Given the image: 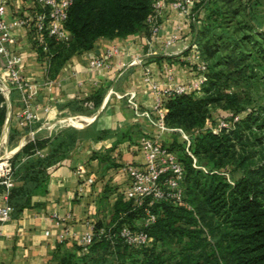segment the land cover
I'll use <instances>...</instances> for the list:
<instances>
[{"label": "crops", "instance_id": "crops-1", "mask_svg": "<svg viewBox=\"0 0 264 264\" xmlns=\"http://www.w3.org/2000/svg\"><path fill=\"white\" fill-rule=\"evenodd\" d=\"M0 9L11 24L28 17L34 3L0 0ZM11 35L31 91L27 104L18 90L0 92V162L9 164L29 143L49 141L35 156L18 159L15 191L6 200L10 218L0 223V264H55L58 250L75 257L87 253L75 240L91 225L111 229L126 214L120 204L127 201L128 179L121 169L144 165L141 139L172 142L174 130H163L158 121L152 87L163 92L197 79L195 38L187 21L172 14L152 40L143 34L99 39L90 51L52 67L30 30L14 27ZM95 60L103 66L92 68ZM25 108L34 121L21 127L18 116ZM5 193L0 187V204Z\"/></svg>", "mask_w": 264, "mask_h": 264}, {"label": "trees", "instance_id": "trees-1", "mask_svg": "<svg viewBox=\"0 0 264 264\" xmlns=\"http://www.w3.org/2000/svg\"><path fill=\"white\" fill-rule=\"evenodd\" d=\"M154 1L74 0L64 25L71 38L69 44L63 46L48 41L47 56L52 67L74 54L90 51L99 39H123L139 34L149 38L146 20L152 14ZM211 1H203L195 7V10L202 8L206 18L201 27L192 28L202 61L211 64L205 74L208 82L202 88V96L191 93L163 102L166 110L164 126L189 135L187 149L177 139L169 146H162L173 153L184 168L182 201H162L151 207L155 222L144 229L151 242L139 250L125 246L118 231L124 224L131 229H143L136 227L135 222L142 221L146 215L131 201H122L120 206L126 214L116 219L111 229L95 224L87 253L75 257L58 250L55 264H264V165L254 167V156L242 144V131L250 124L264 128V108L248 114L231 134L222 131L215 135L207 131L190 143V131L204 127L208 107L218 101L209 96L211 87H215L220 79L227 83L234 75L232 70L242 69L239 65L246 55L241 48L249 46L245 39L226 42L225 33H215L214 25L220 11L210 7ZM240 43L247 44L243 47ZM253 48L264 53V47L257 42ZM221 50L225 51L223 58L215 60ZM56 140L57 137H53L52 144ZM48 141L27 144L14 159L35 156ZM186 150L189 154L191 150L196 163L206 162L212 171L203 174L193 168ZM229 165L241 175L233 187L226 184L222 176L213 173V170H222ZM18 167L12 172L13 179L19 174ZM14 191V188L10 190L9 200ZM100 230L114 237L100 236Z\"/></svg>", "mask_w": 264, "mask_h": 264}, {"label": "built area", "instance_id": "built-area-1", "mask_svg": "<svg viewBox=\"0 0 264 264\" xmlns=\"http://www.w3.org/2000/svg\"><path fill=\"white\" fill-rule=\"evenodd\" d=\"M74 0H33L34 10L26 18H21L8 24L3 19V12L0 9V57L2 58V66L0 68V92L3 95H9L11 89L18 90L25 104L30 99L29 92L31 87L22 79L20 75V66L22 57L15 48V40L11 35L14 27H23L31 31L34 42L40 52L47 55L49 52L48 41H53L57 45H68L71 38L65 29L67 13ZM199 0H156L152 5V14L146 20L149 27L150 37L152 40L157 37L162 24V10L164 5H171V9L181 18L190 20V7ZM177 39L174 34L168 40V44L173 43ZM192 50L197 49L195 44L191 46ZM110 56V54H108ZM198 62L197 79L187 86H176L159 92L156 86L152 87V93L155 95L154 110L158 113V121L163 126V117L166 110L163 102L174 96H180L191 93H198L201 86L205 82L206 66L199 60V56L195 58ZM103 63L95 60L91 63L92 68H101ZM21 127H27L34 121V115L28 108H25L18 116ZM163 130H167L162 127ZM189 146L188 138H184ZM140 149L144 157V165L140 168L133 165H125L121 172L128 179V186L125 191V198L131 201L136 208H142L146 218L143 223V229H131L128 225H122L118 231V237L123 244L129 248L139 250L148 245L151 239L144 231L145 228L155 222L154 215L150 209L155 204L162 201H172L180 203L182 201V183L184 180V168L178 162L176 156L162 147L157 142L142 138L140 141ZM190 156V154L188 153ZM91 180H87V184H91ZM12 171L7 162H0V187L6 191L3 203L0 204V223L9 220L11 208L7 205V194L13 188ZM81 192V190H80ZM94 225L89 227L88 232L75 240L78 247L84 251L89 248L93 239ZM100 236L111 239L114 235L100 230Z\"/></svg>", "mask_w": 264, "mask_h": 264}, {"label": "rangeland", "instance_id": "rangeland-1", "mask_svg": "<svg viewBox=\"0 0 264 264\" xmlns=\"http://www.w3.org/2000/svg\"><path fill=\"white\" fill-rule=\"evenodd\" d=\"M203 1L208 0H199V2H195L190 7V20L184 18L189 24L191 31L193 26L201 27V23L206 18V13L202 8L195 10V7L200 5ZM210 4L211 8L215 9L217 7L220 11V15L217 16L216 25H214L215 33L223 35L225 33L226 36L223 37L227 39L226 42L231 40L239 42L245 39L249 41V46L241 48L243 52L245 51L244 54L247 56H243L245 59H241L242 63H240L239 66L242 69L232 70L234 71V75L230 76L227 83L225 79H220L217 81L215 87H211L209 96L218 101H214L208 107V115L205 118L204 127L190 131V143L194 137L207 131L215 135H218L222 131L231 134L248 114L252 111L264 108V53L259 52V48H253L256 42L264 47V0H212ZM161 12V21L172 14L177 15V13L171 9V5H164V9ZM192 44H195L197 47V49L192 50L194 56L193 60L196 62L195 58L199 56V60L202 61L197 42L193 40ZM246 44L247 43H240L239 46L242 45L244 47ZM224 54L225 51L221 50L219 55H216L214 59L223 58ZM202 62L205 64L208 73L211 64L209 65V62ZM204 77L205 82L201 86L200 91L195 93L198 97L202 96V88L206 86L208 82V76L205 75ZM222 77L225 78V76ZM233 96H235L234 99ZM237 112L239 113L236 114ZM258 126L259 125L250 124L242 131V144L247 146L245 150H247L252 157L254 156V158H252L254 167L264 165V128L258 129ZM168 130H174V132L171 133L172 140L177 139L185 146V149H187V142L184 138L186 137L189 139V135L179 129ZM53 136L54 133L51 137L53 138ZM236 142L237 141H235V143ZM158 144L161 146H169V144L165 145L163 142ZM236 148L239 150V145H237ZM186 154H188L187 150ZM190 159L192 160V167L200 170L203 174L212 171V168L207 165L206 162H202L201 164H198V162L196 163L191 150ZM19 163L20 161L18 159H12L9 163L12 172L17 170L16 167ZM213 173L222 176L225 183L231 187H233L234 182L241 177L240 173L234 171L231 165L222 170H213Z\"/></svg>", "mask_w": 264, "mask_h": 264}, {"label": "bare ground", "instance_id": "bare-ground-1", "mask_svg": "<svg viewBox=\"0 0 264 264\" xmlns=\"http://www.w3.org/2000/svg\"><path fill=\"white\" fill-rule=\"evenodd\" d=\"M62 124V123H61ZM64 124V123H63ZM65 124H66V122H65ZM78 124V123H77Z\"/></svg>", "mask_w": 264, "mask_h": 264}]
</instances>
